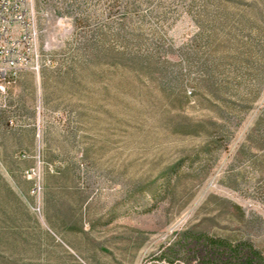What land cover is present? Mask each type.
I'll return each mask as SVG.
<instances>
[{
  "label": "rangeland",
  "instance_id": "obj_1",
  "mask_svg": "<svg viewBox=\"0 0 264 264\" xmlns=\"http://www.w3.org/2000/svg\"><path fill=\"white\" fill-rule=\"evenodd\" d=\"M35 7L40 70L1 113L0 264H264V0Z\"/></svg>",
  "mask_w": 264,
  "mask_h": 264
},
{
  "label": "built area",
  "instance_id": "obj_2",
  "mask_svg": "<svg viewBox=\"0 0 264 264\" xmlns=\"http://www.w3.org/2000/svg\"><path fill=\"white\" fill-rule=\"evenodd\" d=\"M39 34L35 0H0V121L21 72L40 70ZM49 50L46 42L44 51Z\"/></svg>",
  "mask_w": 264,
  "mask_h": 264
}]
</instances>
